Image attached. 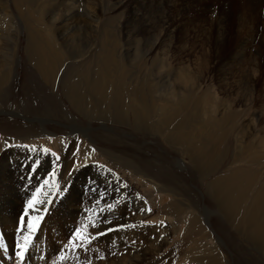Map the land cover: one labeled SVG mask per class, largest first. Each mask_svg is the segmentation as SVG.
<instances>
[{"label": "rangeland", "instance_id": "obj_1", "mask_svg": "<svg viewBox=\"0 0 264 264\" xmlns=\"http://www.w3.org/2000/svg\"><path fill=\"white\" fill-rule=\"evenodd\" d=\"M169 1V32L156 39L131 18L121 0H0V165L46 167L49 174L45 171L34 181L37 188L56 192V203L66 202V220L75 204L66 201L69 192L80 198L73 212L78 208L81 214H91L92 208L96 213L109 204L104 186L110 184L111 234L138 233L125 243L127 247L143 244L144 237L157 242V250H144L139 261L129 264H208L203 259L208 252L221 255L219 264H264V242L236 235L208 195L209 184L233 169L256 175L254 192L264 179V159L237 160L238 148L248 143L259 146L264 155V91L259 88L264 86V53L255 72V62L246 59L243 65L246 76L256 75L260 99L228 102L231 95H243L245 88L226 92L219 84L224 64L234 62L240 41L264 45V8L249 0ZM225 2L231 6L228 41L224 49L210 53L209 31L216 16L224 13ZM153 21L151 33L159 27ZM250 22L259 38L250 37ZM37 28L50 30L59 45L66 42L57 65L46 61L49 69L43 73L39 69L42 60H48L45 52L38 49V42L29 44ZM108 82L120 90L103 95L109 87L98 90L97 83ZM129 98L144 107L140 122L125 106ZM160 118L164 123L157 129ZM186 130L192 137L198 135L196 147H204L205 141L198 131L222 135L217 144L219 166L212 161L204 172L197 169L193 151L182 137L188 135ZM64 166H69L61 181L65 183L55 188L60 180L57 167ZM253 191L243 206H249ZM33 195L28 190L24 198L31 200ZM172 204L179 206L174 213ZM121 212H126L124 226L117 224ZM193 218L199 222L191 228L188 222ZM84 222L77 226L67 221L66 235L77 228L84 231ZM102 240L95 237L89 249L79 246L80 264L101 263Z\"/></svg>", "mask_w": 264, "mask_h": 264}, {"label": "bare ground", "instance_id": "obj_2", "mask_svg": "<svg viewBox=\"0 0 264 264\" xmlns=\"http://www.w3.org/2000/svg\"><path fill=\"white\" fill-rule=\"evenodd\" d=\"M182 1L187 2L185 0ZM201 1L202 0H192V3L199 4ZM249 1H257L256 3L264 8V0ZM120 3L125 5L129 9L131 18L142 25V29L145 33L155 37L156 39H161L168 34L170 23L168 24L167 13L171 8L170 5L172 4H169L171 3V1L121 0ZM230 9V3L225 2L224 13L222 14L221 12V15L219 14L220 16H216V25L210 28L209 38L212 39V47H209L208 49L210 53L213 51L224 49L227 44V22L231 15L229 12ZM242 17L238 19L240 22H244ZM96 21L93 20L94 23ZM152 21L155 27L158 25L159 27L157 31H153L151 33L152 28L150 26ZM248 26L250 37L259 38L258 29L255 27V25L250 22L248 23ZM243 27L244 28H242L241 26L242 29H245V26ZM240 29H237L236 32L240 33V31L242 30ZM213 30H215L214 35ZM36 33V36H32L29 39V44L38 42V49H40L41 52H45L44 56L48 60H42V65L39 69L43 73L48 71L49 69L46 61H50L51 66L57 65V61L62 57L61 47L66 46V42H62V45L57 44L50 35V30H47V28H37ZM42 34H44L45 36ZM70 39H72V36L71 38H69V40ZM255 45L258 48L255 47ZM236 47L237 51L235 53V60L233 63L224 64L222 78L219 80V84L224 90H226V92L236 91L237 93L238 90L245 88V93L243 95H231L229 99H227L228 102L230 100L246 103L258 100L260 99V97H258L257 92L260 89L264 91V86L259 87L260 89L258 90L256 85L257 81L255 79L256 75L251 73L250 75L246 76V74H244L245 70L243 69V65L245 64V60L249 59V61L251 60L252 62H255V70L253 71L255 72L257 69H259L258 65L260 64L259 60L261 58L260 53H264V45L263 43L257 44L254 40H252V42L248 41L246 43L244 41H240ZM35 52L38 51L36 50ZM39 54L43 55L40 52ZM47 55H52L53 60L51 61L49 56ZM102 66L105 68H109L106 64H102ZM208 68L210 69V67ZM111 71L114 70L111 69ZM42 75L44 78L48 77V74ZM108 83L104 85H102L103 83H97L98 90L104 86L109 87L104 92H102L103 95L120 90L112 82ZM114 101L116 103L117 99H114ZM134 103V99L129 98L127 99V101H125V106L130 109V112L132 111L135 114V120L140 122L141 119H144L145 117V115H143L144 107H141L139 104V106L134 105ZM125 106L123 107L125 108ZM132 112L131 116L134 119V115L132 114ZM161 118L157 122V129H160L161 124L164 123V119ZM216 129H218V127H216ZM179 130H183V128L180 127ZM201 130L204 132L207 131L206 129ZM187 132L188 131L186 130V133ZM198 133L200 134V136H204L205 141H203L202 143L204 144V147H200V145L196 147L195 140H198L199 142L198 135H193L194 137H192L189 133H187L188 135L186 136L182 134V137L187 139L185 144L188 147L192 148H189L188 150L193 151L192 154H194V157L196 158V164L194 163L195 166L200 170V172H204L205 169L208 168L207 166L211 165L210 162L212 161H214L212 163L215 168L217 167L216 165L219 166L216 160L218 157H220L221 154H218L217 144L219 143L222 135H218V137H215L214 135L211 136V134L208 135V132L205 134L201 133V131H198ZM177 138H180V136ZM194 138L196 139L194 140ZM248 144L247 146L238 148V159L237 157L235 158L239 162H244V160H246L244 163H253L251 161L257 162L263 160V152L257 150L259 146H256L257 148L254 145L253 147H249ZM209 147L211 148L209 149ZM236 159H234V162L237 161ZM68 170L69 166H64V168L57 167V174L60 177V180H58V182L55 184V188H61V186L64 185L65 182L61 181L64 180V177L66 176ZM45 171V175H48L49 170L46 167L40 165L38 166L36 164L23 166H5L3 164L2 166L0 165V180L3 179L0 181V264H34L35 260L33 259L32 251L34 250V248L31 246L32 242L28 244L27 251L25 252L23 260H21L16 254L18 251L16 245L17 243L23 244V236L29 235L27 229V221L38 215L42 216L43 219L39 222L40 224L38 226V231L31 233L30 236L31 241H34V245L38 246L37 258L43 260L42 264H80L79 262L82 261H78L76 257L77 255L78 257L82 255L80 254L82 252L79 250V246L81 244L79 243V241H77V244L74 247L72 242H70V240L72 241V239H74V234L68 237L66 235V232L64 231V226L67 221H71L74 225L76 224L77 226L78 224H81L82 220L85 221L84 226H87L88 235L94 237L93 239H91L90 243L85 244L88 245V248L87 246H85L86 249L93 247L92 243L94 242L95 237L97 239L100 237L103 238L100 246H103L105 248V255L101 263L96 264H129L130 260L132 259L135 261H139V258L143 256L144 250H157L155 249V247L157 246V242L153 241L152 239L145 240V237L143 244L141 243L140 245L136 243L133 247H127L125 243H128L129 240H132L131 237H139L138 233H132L131 230H129L128 232L122 231L119 235H117L118 233L115 234V236L111 234L112 231L110 229L113 222V216L111 213V208L108 207L109 205H111L110 202L112 190L110 184H106L104 186V196L106 198L105 201L109 204L105 205L102 210L96 211V213H94L95 210L94 208H92L91 214H87L86 212L81 214L80 209L78 210V208H76L73 212V209L75 208V206L77 207V202L80 201V198L75 192H69L70 194H68V198L67 200H65L68 201V203L70 201V203L75 204L73 205L74 208H71V210L69 211V220H66L65 211L63 210V208L66 207V202L56 203V200L58 199V197L56 196L57 194H54L56 192L51 193L50 189L45 186L44 189L41 190L40 188H37L40 187L39 183L37 181H34V177H37L40 174L43 175V172ZM28 174L31 175L28 176ZM10 176H15L17 177V179L9 181H7L6 179L5 181V178L7 177L8 179H10ZM107 181L108 180H105V183ZM257 181V177L253 172H249L247 171V169L237 168L231 170L229 175L214 179L208 187V195L214 202L213 204L218 208V211L221 213L222 217H224L226 224L231 229H233L236 235L245 237L249 242L258 240L264 242V179L262 182H260L259 187L254 192L253 187L258 186L256 185ZM75 183H77V180L75 181ZM38 189H40L39 192L37 191ZM28 190H30L31 194H34L33 196H36L38 200L43 201V203H38L34 209H31L30 211H28V214L25 215L27 204L30 201L28 199L25 200L24 198V196L27 195ZM47 191H50V196L47 195ZM250 191H253L254 195L250 201V204H248L249 206L245 207L243 206V203ZM18 206L21 207V210L16 215V211L19 208ZM169 208H171L170 212L174 213V211L178 209L179 206L172 204ZM44 209H47V211H43ZM125 209L126 205L123 210ZM184 210L185 209H183V211ZM123 214H125V216ZM123 214L122 212L118 214L117 224L119 223L124 226L126 225V212H123ZM21 216H24L25 223L23 225V231H18L22 227L20 221L18 222V220H21ZM198 222L199 221L197 218L190 219L188 222V226L192 228L196 226ZM93 225H95V227H93ZM112 243H115V245H113ZM69 246L70 249L67 250ZM66 250L68 251V254L64 253V251ZM110 253L113 255V257H111ZM208 253L203 258L204 260H207L208 264H219L220 260L222 261L220 254H212V256H208ZM5 257H7V259ZM91 263L93 262H89V264Z\"/></svg>", "mask_w": 264, "mask_h": 264}, {"label": "snow or ice", "instance_id": "obj_3", "mask_svg": "<svg viewBox=\"0 0 264 264\" xmlns=\"http://www.w3.org/2000/svg\"><path fill=\"white\" fill-rule=\"evenodd\" d=\"M47 183H48V181H45V184H47ZM37 191L39 192V189ZM38 203H43V201L38 200L37 197L34 196L27 204V209L25 210V215L28 214L29 209H34ZM108 207L111 208L112 206L109 205ZM43 211H47V209H44ZM20 219H21V226L22 227L18 231H23V225L25 223L24 216H21ZM42 219H43V217L38 215V216L33 217L32 219H29L27 221V229H28L29 235L23 236V241H24L23 244L17 243V245H16V248L18 249L16 254L21 260L24 259L25 252L27 251V246L31 242L30 234L34 233L37 230V228L39 226V222ZM93 227H95V225H93ZM86 229H87V226H85L84 231H82L80 228L76 229V231L74 233V239H72V241H71L74 247L76 246L77 241H79L80 244H87V243H90L91 239L94 238L90 235L85 234ZM101 234H103V233H101Z\"/></svg>", "mask_w": 264, "mask_h": 264}]
</instances>
